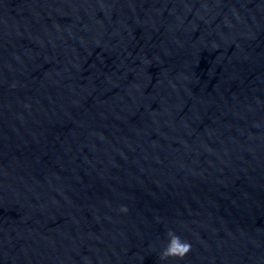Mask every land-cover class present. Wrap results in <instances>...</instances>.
I'll return each mask as SVG.
<instances>
[{
	"label": "water",
	"instance_id": "1",
	"mask_svg": "<svg viewBox=\"0 0 264 264\" xmlns=\"http://www.w3.org/2000/svg\"><path fill=\"white\" fill-rule=\"evenodd\" d=\"M0 264H264V0H0Z\"/></svg>",
	"mask_w": 264,
	"mask_h": 264
},
{
	"label": "clouds",
	"instance_id": "2",
	"mask_svg": "<svg viewBox=\"0 0 264 264\" xmlns=\"http://www.w3.org/2000/svg\"><path fill=\"white\" fill-rule=\"evenodd\" d=\"M122 212H126V208H121ZM168 242L167 245L161 252V257H169V256H176V255H186L190 249V243L182 240L179 235L175 232H168Z\"/></svg>",
	"mask_w": 264,
	"mask_h": 264
}]
</instances>
